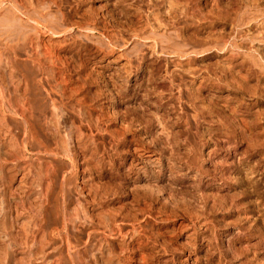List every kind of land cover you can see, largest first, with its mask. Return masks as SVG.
I'll return each mask as SVG.
<instances>
[{
	"label": "rangeland",
	"instance_id": "1",
	"mask_svg": "<svg viewBox=\"0 0 264 264\" xmlns=\"http://www.w3.org/2000/svg\"><path fill=\"white\" fill-rule=\"evenodd\" d=\"M0 264H264V0H0Z\"/></svg>",
	"mask_w": 264,
	"mask_h": 264
},
{
	"label": "bare ground",
	"instance_id": "2",
	"mask_svg": "<svg viewBox=\"0 0 264 264\" xmlns=\"http://www.w3.org/2000/svg\"><path fill=\"white\" fill-rule=\"evenodd\" d=\"M232 12H233V10H232Z\"/></svg>",
	"mask_w": 264,
	"mask_h": 264
}]
</instances>
